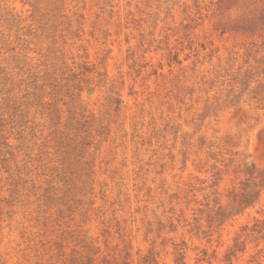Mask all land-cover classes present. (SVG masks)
Returning a JSON list of instances; mask_svg holds the SVG:
<instances>
[{
  "label": "rangeland",
  "instance_id": "rangeland-1",
  "mask_svg": "<svg viewBox=\"0 0 264 264\" xmlns=\"http://www.w3.org/2000/svg\"><path fill=\"white\" fill-rule=\"evenodd\" d=\"M261 178L264 0H0V264H264Z\"/></svg>",
  "mask_w": 264,
  "mask_h": 264
},
{
  "label": "trees",
  "instance_id": "trees-1",
  "mask_svg": "<svg viewBox=\"0 0 264 264\" xmlns=\"http://www.w3.org/2000/svg\"><path fill=\"white\" fill-rule=\"evenodd\" d=\"M250 173H251V175L253 174V172H250ZM252 177H253V175H252ZM259 183L261 186H264V178H261ZM258 195H259L258 189L256 190L255 188H251L248 191L244 190L240 195V198L237 202V205L241 208H245V207L251 205L254 202V200L258 197ZM221 215H223V213H221ZM83 263L84 264H92L89 257H86L84 259ZM175 263L176 264H185L183 251H178L177 256L175 257Z\"/></svg>",
  "mask_w": 264,
  "mask_h": 264
}]
</instances>
